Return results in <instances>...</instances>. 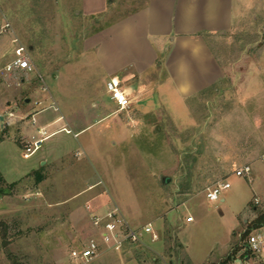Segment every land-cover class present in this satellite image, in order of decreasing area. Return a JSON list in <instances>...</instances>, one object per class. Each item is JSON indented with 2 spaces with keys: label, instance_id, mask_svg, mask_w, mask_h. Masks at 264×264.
<instances>
[{
  "label": "rangeland",
  "instance_id": "374dc122",
  "mask_svg": "<svg viewBox=\"0 0 264 264\" xmlns=\"http://www.w3.org/2000/svg\"><path fill=\"white\" fill-rule=\"evenodd\" d=\"M84 4L0 0V264H77L72 250L100 238L92 215L115 207L134 229L151 223L157 238L143 234L120 251L104 246L91 264H234L264 213L263 26L225 38L254 48L212 49L226 77L204 92L195 77L200 52L176 48L172 75L158 49L143 74L149 86L119 110L105 89L109 71L134 69L154 53L137 42L139 17L90 15ZM20 49L33 71L7 72ZM177 59L196 68L188 96ZM54 110L63 126L31 138L35 114ZM49 136L24 155L29 142ZM244 164L249 177L234 172ZM221 180L231 187L212 202L207 188Z\"/></svg>",
  "mask_w": 264,
  "mask_h": 264
},
{
  "label": "crops",
  "instance_id": "0c3cea01",
  "mask_svg": "<svg viewBox=\"0 0 264 264\" xmlns=\"http://www.w3.org/2000/svg\"><path fill=\"white\" fill-rule=\"evenodd\" d=\"M100 2L97 5L85 4L87 13L90 15L106 14L109 10L113 14L115 11L121 12L127 17H139L137 22L143 25L141 39L153 50L154 55L146 63H139L134 69L130 65H119L109 71L107 81L112 77H117L122 81L124 89L127 90L133 103L138 100L139 93H142L149 86V80L144 78V73L155 66L160 55L158 49L162 50V55L166 54L167 61L164 70L170 71L173 75V69L169 64L173 60L174 50L178 47H186L194 49V52H200L201 67L200 73H195L196 68H189L191 65L189 60L177 59L175 64L178 66L179 72L183 69L186 84H182L181 89L185 95L191 94L194 87L188 81L197 80L204 81L200 84L201 91H206L215 85L220 84L225 79V66L218 55L215 58L212 54L213 48H254L257 42L238 40L228 41L230 34H237L239 38L242 34L257 32L256 26L261 24L264 32V0H88ZM122 2H124L122 4ZM126 2V3H125ZM138 3V4H137ZM100 4V5H99ZM118 8L119 11H118ZM125 8L129 11L124 12ZM129 19V18H127ZM262 20V21H261ZM260 44V42H259ZM147 47V48H148ZM262 47V46H261ZM171 49V51H169ZM264 49V44H263ZM166 50V51H164ZM239 61V60H238ZM148 62V63H147ZM197 65H200L198 63ZM239 69V62L237 65ZM152 69V68H151ZM191 69V70H190ZM177 70V69H176ZM177 70V71H178ZM236 70V69H235ZM172 71V72H171ZM195 77H190L194 76ZM244 77H242L243 79ZM244 80V79H243ZM106 81V82H107ZM218 87V86H217ZM104 89V88H103ZM106 89V87H105ZM219 88H217V91ZM137 91V92H136ZM241 91V90H239ZM136 92V94H134ZM54 101V95L51 96ZM116 106V105H115ZM55 111V112H54ZM38 116L35 114L36 123L30 122L27 132L36 139L40 138V132L49 133L53 126H63L60 124V117L57 111ZM60 111V109H59ZM71 124L74 118L70 116ZM73 119V120H72ZM82 129L77 134L83 132ZM61 131V130H60ZM58 131V132H60ZM56 132V133H58ZM52 134L51 136L55 135ZM39 136V137H38ZM51 136L44 138L43 141ZM29 141H32L29 139ZM42 141V143H43ZM30 143V142H29ZM41 143V145H42ZM250 150L245 154L249 155Z\"/></svg>",
  "mask_w": 264,
  "mask_h": 264
},
{
  "label": "built area",
  "instance_id": "2783aa9c",
  "mask_svg": "<svg viewBox=\"0 0 264 264\" xmlns=\"http://www.w3.org/2000/svg\"><path fill=\"white\" fill-rule=\"evenodd\" d=\"M5 27H9L6 25ZM7 72H25L33 71L29 55L22 49L17 51V55L7 64ZM106 89L111 96V100L119 110H126L131 107L132 99L122 81L117 77H112L106 83ZM36 123V120L33 121ZM42 135L46 132L41 131ZM44 139L34 140L26 146L25 156L30 157L37 149L40 148ZM40 143V144H39ZM264 159V155H263ZM237 176L249 177L252 172L250 164L239 166L235 171ZM231 183L227 180L216 182L207 188L206 197L212 202L221 200L223 191L229 189ZM93 223L99 232L100 238H92L83 246L74 248L71 257L77 264H91L93 260L102 254L103 247L120 251L128 244L141 242L143 234H157L153 230L151 223L141 229L131 227L118 208L108 210L102 215H92ZM191 223L194 221L193 216L186 219ZM234 264H264V224L256 226L248 233L240 253L234 258Z\"/></svg>",
  "mask_w": 264,
  "mask_h": 264
},
{
  "label": "trees",
  "instance_id": "16d2710c",
  "mask_svg": "<svg viewBox=\"0 0 264 264\" xmlns=\"http://www.w3.org/2000/svg\"><path fill=\"white\" fill-rule=\"evenodd\" d=\"M36 181L39 183V182H42L45 178V176L41 173V172H36ZM257 225L258 226H261L264 224V213H262L258 219H257ZM261 224V225H260ZM256 227V226H255ZM254 228V227H253ZM251 230V229H250Z\"/></svg>",
  "mask_w": 264,
  "mask_h": 264
},
{
  "label": "water",
  "instance_id": "95a60500",
  "mask_svg": "<svg viewBox=\"0 0 264 264\" xmlns=\"http://www.w3.org/2000/svg\"><path fill=\"white\" fill-rule=\"evenodd\" d=\"M3 119V117L1 116V120ZM162 181L164 182V183H168V182H170V178H167V177H163L162 178Z\"/></svg>",
  "mask_w": 264,
  "mask_h": 264
}]
</instances>
